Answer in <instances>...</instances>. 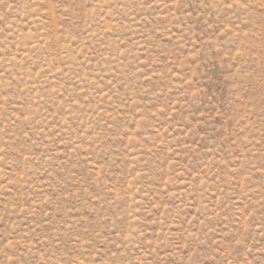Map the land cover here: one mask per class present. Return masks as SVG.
I'll return each instance as SVG.
<instances>
[{"label":"rangeland","instance_id":"1","mask_svg":"<svg viewBox=\"0 0 264 264\" xmlns=\"http://www.w3.org/2000/svg\"><path fill=\"white\" fill-rule=\"evenodd\" d=\"M0 264H264V0H0Z\"/></svg>","mask_w":264,"mask_h":264}]
</instances>
